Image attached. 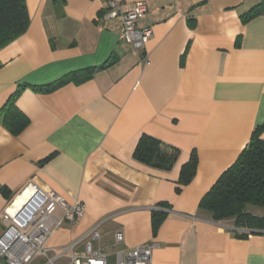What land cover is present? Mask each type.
I'll use <instances>...</instances> for the list:
<instances>
[{
	"label": "crops",
	"instance_id": "0c3cea01",
	"mask_svg": "<svg viewBox=\"0 0 264 264\" xmlns=\"http://www.w3.org/2000/svg\"><path fill=\"white\" fill-rule=\"evenodd\" d=\"M119 2L146 5L137 25L152 30L147 63L121 37L120 19L104 17V0H25V32L0 48V109L14 93L25 119L12 131L0 111V211L15 198L14 210L28 183L85 204L30 264H68L87 241L110 260L155 243L149 264H264V230L198 207L264 124V0ZM143 134L180 150L170 169L134 157ZM192 151L195 175L177 192ZM152 211L165 213L155 232Z\"/></svg>",
	"mask_w": 264,
	"mask_h": 264
},
{
	"label": "trees",
	"instance_id": "16d2710c",
	"mask_svg": "<svg viewBox=\"0 0 264 264\" xmlns=\"http://www.w3.org/2000/svg\"><path fill=\"white\" fill-rule=\"evenodd\" d=\"M254 11L243 14L247 20ZM29 17L25 0H0V48L25 32ZM62 82L55 83L54 86ZM54 86H46L49 89ZM14 93L0 109L3 122L14 131L25 123L21 112L13 104ZM10 105V107H8ZM12 112L20 115L15 118ZM264 124L256 126L251 133L248 144L241 150L237 159L222 172L210 189L200 199L198 207L207 211L215 221L231 220L237 228L264 230V213L248 210V206L264 210V140L260 138ZM180 150L147 134L140 136L134 150V157L147 165L168 170L176 162ZM197 155L190 153L188 160L180 167L176 191L188 184L195 175ZM8 196L6 189L0 190ZM165 217L161 211L151 212L152 229L155 232ZM247 234L239 233L240 237Z\"/></svg>",
	"mask_w": 264,
	"mask_h": 264
},
{
	"label": "built area",
	"instance_id": "2783aa9c",
	"mask_svg": "<svg viewBox=\"0 0 264 264\" xmlns=\"http://www.w3.org/2000/svg\"><path fill=\"white\" fill-rule=\"evenodd\" d=\"M103 8L104 17L120 19L121 37L128 40L133 49L141 50V60L147 63L144 48L152 30L137 25L147 10L145 3L123 6L119 0H104ZM28 188L30 193L14 210L10 209L15 198L0 211V264H30L35 258H47L49 234L84 215L85 204L82 201L69 203L56 192L38 188L32 183H28L16 196ZM90 236L96 240L99 234L91 231ZM113 237L115 245L123 241L120 231H116ZM154 246L155 243H146L128 250L117 249L110 260L109 254L87 241L84 252L72 255L68 264H149ZM53 261L48 259L46 264H53Z\"/></svg>",
	"mask_w": 264,
	"mask_h": 264
},
{
	"label": "rangeland",
	"instance_id": "374dc122",
	"mask_svg": "<svg viewBox=\"0 0 264 264\" xmlns=\"http://www.w3.org/2000/svg\"><path fill=\"white\" fill-rule=\"evenodd\" d=\"M248 210L251 211V212H255V213H264L263 209L254 208V207H251V206H248Z\"/></svg>",
	"mask_w": 264,
	"mask_h": 264
}]
</instances>
